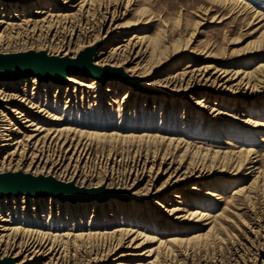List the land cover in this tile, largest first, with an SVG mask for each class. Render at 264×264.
Segmentation results:
<instances>
[{
    "label": "rangeland",
    "instance_id": "1",
    "mask_svg": "<svg viewBox=\"0 0 264 264\" xmlns=\"http://www.w3.org/2000/svg\"><path fill=\"white\" fill-rule=\"evenodd\" d=\"M81 1L84 0H70L62 4L54 0H40V9H35L30 6L34 1L29 0L20 4L18 16L13 19L20 24L30 15L32 17L35 10H41L44 11L43 14H34L39 16L37 18L47 17L49 14H68L72 20L78 21L82 16L85 18L82 11L89 8V11H93V17L87 18L91 23L97 24L104 8L109 9L114 0H103L100 4H97L98 0H88L84 1L83 6ZM126 1H122L120 5L122 16L115 24L130 25L122 30L126 37L136 31L145 38L143 44L132 52L131 62L125 64L132 77L139 73L143 75V78L139 77L137 80L141 90L139 97L124 99L126 87L120 88L116 84L111 88L104 85L101 89L85 88L89 91L88 94H81L80 90L73 93L72 89L67 91L63 88L59 94V102L55 104L54 96L59 87L57 83L49 88L42 83L37 86V90L34 89L32 77H28L26 81L19 79L6 83H9L7 86L12 90L8 92L20 94L26 87L25 95L28 100H34L40 106L46 105L56 115L62 116V120L53 123L55 125L64 124L77 130L106 133L114 131L121 135L148 134L158 137L156 141L146 144L131 139L83 138L82 142L91 146L89 167L94 168L99 176L105 169L107 158H111V167L114 162L116 165H123L138 155L149 157L151 163L152 156H155L153 162L157 164L156 167L154 165L148 173L149 177L135 181L131 188H117L120 183H112L116 187H109L108 181L102 184L109 189H101L120 192L123 197L105 199L97 208L91 202L70 207L55 203L53 198L40 197L37 202L40 204L39 210H32L36 204L30 201L26 211L21 204L22 196L4 197L0 198L1 215L13 219L14 224L39 229L42 233L70 234L72 241L73 235L80 232L97 233V238L83 243L75 241V244L68 246L67 256L64 257L67 264H117L113 258L119 255H124L121 260L125 264H148L150 261L153 264H264V157L261 156L264 154V70L257 68L264 63V37L261 36L264 34V0H243L250 4V9L241 7L242 3L223 4L217 0H129L127 5ZM24 6L27 13L26 10L25 13L22 12ZM12 9L14 10L10 8L4 12L0 3V16L5 13V18L9 21L8 17L14 12ZM255 11H259L262 16L252 18ZM132 24L137 25L131 26ZM125 36H114L102 41L91 51L109 52ZM48 40L51 41V37ZM74 41L77 48L82 47L79 39ZM3 46L7 50L22 51L25 45L11 37L8 47ZM188 65L198 70L208 66L209 74L218 69L225 70L228 78L240 70V78L231 80L229 84L239 81L243 72L251 71L254 74L249 78L250 88L243 95L216 93L208 89L206 91L203 86L192 89L191 93L168 91L164 87L165 83L192 69L186 68ZM129 80L130 82L123 81L127 85L135 81L134 78ZM85 83L89 84V80H85ZM2 86L3 83H0V87ZM33 91L37 92L34 96L31 94ZM68 94L72 97V103L66 110L64 102ZM199 101L205 104V108L197 107ZM19 107L23 108L18 101L9 104V108ZM212 108L217 109L215 117L210 113ZM254 123H259L258 129H253L251 124ZM44 126L46 130L53 127L48 123ZM46 130L37 138L42 139L47 133ZM30 133V129L24 130L15 134V137L23 139ZM79 139L82 137L79 136ZM72 143L75 145L77 139ZM228 148L256 152L250 156L253 162L243 164L236 171L238 160H218L211 157L214 151H225ZM5 153H0V159ZM29 156L30 152L25 158L28 159ZM162 160L160 168L163 167V171L157 172L158 164ZM168 164L173 167L182 165V170L199 167L204 176L188 178L176 185L166 186L168 174H164V169ZM253 165L261 168V174L260 182L253 187L252 197L249 201L240 197L237 207H232L217 219V228L208 232L205 239L189 244L177 243L172 252L164 250L162 246L158 247L161 239H184L206 233L209 227H204L206 221L191 217L189 213L204 211L215 216L222 211L233 188L251 183L253 174L256 173H250ZM97 181L98 179L93 183ZM131 183L132 181L129 185ZM149 188L153 191L159 188L164 190L158 194H148ZM173 193H181L183 198H172ZM219 196L222 197L221 202L216 203L214 199ZM52 199L54 205L50 209ZM157 200L164 203L167 210L183 206L185 210L169 216L166 210L156 207ZM14 201L17 204L14 205ZM176 216L181 217L176 219ZM156 219H161L162 222L155 223ZM116 228L130 230L132 234L126 235L119 247L116 246L110 254L106 249L108 239ZM133 237H136L135 240L130 242ZM23 238L28 240L26 235ZM43 260L48 259L39 261Z\"/></svg>",
    "mask_w": 264,
    "mask_h": 264
},
{
    "label": "bare ground",
    "instance_id": "2",
    "mask_svg": "<svg viewBox=\"0 0 264 264\" xmlns=\"http://www.w3.org/2000/svg\"><path fill=\"white\" fill-rule=\"evenodd\" d=\"M29 0H0L1 5L3 6V11H7L10 8H14L11 11L10 20L7 21L5 16L2 14L0 16V54H16V53H25V52H36L44 53L48 57L60 58V59H69L75 60L79 54L88 49H95L96 46L107 39H110L114 36L119 37L125 36V33L122 31L125 27L119 24H115L117 19L122 16V13L119 11L120 5L124 0H114L108 8H104V13L100 15L98 23H91L87 18L93 14L87 8L85 11H82L85 14V18L82 16L78 21L72 20L71 15L59 14V15H48L47 17L37 18L34 14H43L44 11L35 10V13L24 19L20 24H17L13 17H17L20 8V4ZM31 7L35 9H40L41 4L40 0H33ZM62 4L70 2V0H54ZM88 1V0H84ZM84 1H81L80 4L83 6ZM103 0H98L97 4H100ZM119 1V2H118ZM129 0L126 1V5ZM221 1L223 4H234L242 3L244 9H250L249 3L243 0H217ZM109 5V4H107ZM52 6V5H50ZM251 7V6H250ZM253 8V6L251 7ZM85 9V6L83 10ZM26 10V11H25ZM52 9H49L51 11ZM253 10V9H252ZM28 12L26 6L22 7V12ZM24 12V13H25ZM58 16H62L60 19ZM262 15L259 11H255L252 18L261 17ZM12 18V19H11ZM137 24H132L131 26H136ZM37 34V37L34 36ZM129 35V34H128ZM261 36L264 37L262 33ZM14 37L17 41H22L25 45L22 51L7 50L3 48V45H9V38ZM51 37V41L47 39ZM76 39H79L82 47L77 48L75 45ZM144 37H141L136 31L132 32L130 37H124L120 42L115 43V47L110 48L109 52L98 51L93 52L90 55V63L92 66L99 70H104L108 68L110 70H119L121 74L127 79L134 78L135 81L129 83L128 85L122 79L117 78H106L105 80H99L96 77H92L87 74L82 73H70L64 77V81L55 82L54 80L41 81L37 77H32V83L34 84V89L37 90V86L42 83L47 84V88L52 87L54 83L59 84L57 91L55 93L54 99L55 104L59 102V94L62 89L65 88L68 90H73V93L76 91H81L83 93L87 92V89H101V86L111 88L114 84L120 88L126 87V95L124 99H130L133 96H140V85H138V78H143L142 74H137L136 77H132V74H128L125 64L131 62V54L134 52L144 41ZM113 40V39H112ZM37 42V45H35ZM146 42V40H145ZM264 42V39H263ZM264 45V43H262ZM260 46V45H259ZM105 48V47H104ZM102 48V49H104ZM147 48V47H146ZM153 50V48H152ZM92 52V51H91ZM140 53V50H139ZM142 53V52H141ZM197 56L196 54H194ZM140 57V56H139ZM137 64V63H136ZM137 66V65H136ZM136 66L134 69H136ZM201 67V70L194 69L190 65L186 68H192L185 71L182 76H179L175 79H170L165 83V88L168 91L175 92H190L196 87H205L212 92L216 93H229L234 95L236 93L245 94L248 88H250L251 75L253 72H243L242 78L237 81L235 84L231 83V80H235L240 76V70L236 71L233 76L228 78V73L225 70H215L213 73L209 74V68ZM257 68L264 70V63L259 65ZM209 69V70H208ZM256 72V71H255ZM254 74V73H253ZM214 77V78H213ZM28 77L23 78H7L1 79L0 83H3V86L0 87V153L5 151L6 153L0 159V174L6 172H21L23 174H29L31 176H43L51 177L58 182L64 184H72L74 187L84 190H98L104 188L102 184L109 182V187H112V183L119 184L121 188H126L134 186L135 181L144 180L146 177H149L148 173L154 168V158L152 156V162L150 163V158L147 156L132 157L130 160H127L123 165H116L114 162L111 167L110 159L105 161V169L99 173L95 171L94 168L89 167V161L91 158V149L90 144L87 142L83 143V138H93L96 140H105V139H131L140 143H147L156 141L158 137L151 135H121L114 133H106L104 131H89L72 128V126L55 125L53 124L56 121L62 120V116L56 115L52 112L46 105L40 106L34 100H28L26 93V87L22 89L19 93L8 92L12 91L9 86L8 81H19V79L28 80ZM170 77H168L169 79ZM240 78V77H239ZM187 79V80H186ZM25 80V81H26ZM85 80H89V84L85 83ZM129 80V79H128ZM245 82V83H244ZM88 83V82H87ZM244 84V85H243ZM11 85V84H10ZM13 85V84H12ZM126 85V86H125ZM254 87V86H253ZM98 91V90H97ZM36 91H33L31 94L34 96ZM109 92V91H108ZM206 94V93H205ZM97 95H95L96 97ZM94 97V98H95ZM71 95L65 98V109L70 107L72 103ZM75 98V94H74ZM32 99V98H31ZM22 105L23 108H9V104L12 102H17ZM54 101V100H53ZM114 103L116 101H113ZM45 103V102H44ZM109 103V102H108ZM202 101H199L197 104L198 108H205V104H202ZM96 104V103H95ZM216 105V103H215ZM54 108V107H53ZM216 108H212L210 113L214 114V117L217 115L215 112ZM65 112V111H64ZM44 118V119H43ZM104 121V120H103ZM50 124L53 126L51 129H45L44 125ZM251 123V122H250ZM253 123V122H252ZM61 124V122H60ZM254 128L259 126V123L251 124ZM263 128V127H262ZM30 134L25 135L24 138H17L15 134H19L24 130H29ZM258 129V128H257ZM44 130L47 133L41 137L37 136ZM144 132V131H143ZM54 133V134H53ZM52 135V137H51ZM17 136V135H16ZM74 139V137H76ZM79 136L82 139H79ZM110 138H109V137ZM56 139V142L54 143ZM77 139V143L73 145V141ZM161 139V138H159ZM49 140H51L49 142ZM264 141V139H262ZM171 141V139H169ZM49 142V143H48ZM58 142V143H57ZM233 142V141H232ZM48 143V145H47ZM54 143V145H53ZM57 143V145H56ZM227 145H233L230 142H225ZM14 147V149H13ZM148 147V146H146ZM236 147V146H235ZM240 147V146H239ZM238 147V148H239ZM12 148V149H9ZM20 152V154H19ZM30 152L28 159L25 156ZM244 153V154H243ZM256 152L252 150H242L234 151L232 148H228L225 151L216 150L213 152L214 159L218 160H238L236 163L238 171L243 164H249L253 162L250 158L251 155H255ZM242 155H245L242 157ZM164 156V155H163ZM162 156V157H163ZM257 156V155H256ZM264 157V154L261 155ZM210 157V158H211ZM211 158V159H213ZM241 158V159H240ZM244 158V159H243ZM242 161L244 163H242ZM161 162L158 164L157 172L160 170L163 171V167L160 168ZM148 165H150L148 167ZM157 165V164H156ZM155 165V167H156ZM166 165V163H164ZM178 165L173 167L171 164H168L164 169V174H168L166 179V186L176 185L188 178H201L203 175V170L196 168L187 167L184 170ZM251 172H256L250 184L244 185L241 184L232 190L231 197L226 201L225 206L222 211L216 213L215 216L209 215L204 211H194L189 213L190 216L198 217V220L206 221L205 226H209L208 231L204 234H197L191 238H166L159 241L158 247L162 246L164 250L173 251L174 245L177 243H192L205 239L207 233L215 230L216 220L220 219L225 212L229 211L232 207H237V201L240 197H244L245 200L249 201L252 197L253 187L257 185L259 180V175L261 174V168H255L253 165ZM248 173H246L247 175ZM250 176V175H249ZM98 181L93 183L94 180ZM133 179V180H132ZM150 180V179H149ZM132 183L129 185V182ZM246 184V183H245ZM106 187V186H105ZM113 187H116L115 185ZM105 190L109 188H104ZM187 189V188H186ZM164 188H159L153 191L152 188L147 189L148 194H158L163 192ZM193 190V189H191ZM188 191V190H187ZM209 194V193H206ZM218 194V193H217ZM220 194V193H219ZM222 194V193H221ZM223 195V194H222ZM14 197V196H13ZM172 198L182 199L183 195L181 193H173ZM216 198V197H215ZM221 196L214 199L217 202H221ZM56 200V201H55ZM54 202L59 205H68V206H78L79 204L85 205L87 203H92L94 208L99 207L101 200H86V201H68L55 199ZM32 201L34 205V210L37 212L39 210L40 204L39 198H31L22 196V205L23 209L27 211L29 202ZM52 204L50 209H52L54 203L53 199L51 200ZM103 201V200H102ZM224 201V200H223ZM222 201V202H223ZM180 205L182 204L180 200L177 201ZM184 203V202H183ZM13 204H17V201H14ZM156 207L166 210L169 216L178 214V212L185 210V207H173L170 210H167V206L159 200L155 201ZM183 205V204H182ZM80 206V205H79ZM186 206V205H185ZM195 206V205H194ZM193 207V206H191ZM15 208V207H14ZM67 209V208H66ZM187 209V208H186ZM189 210V209H188ZM203 210V209H202ZM14 212V211H13ZM74 212V211H73ZM72 212V213H73ZM191 212V211H190ZM17 213V212H16ZM3 214V213H2ZM10 214V213H9ZM212 214V213H211ZM16 217V216H15ZM181 217V216H180ZM180 217L176 216V219ZM35 220V217H32ZM27 220V219H26ZM197 220V219H196ZM34 222V221H33ZM161 219H156L155 223L160 224ZM3 223V224H2ZM25 223V222H24ZM0 260L9 259L12 264H30L32 262H39L38 264H67V260L64 259L67 256L68 246L75 244V241H81V243L91 240L92 238H97V233L89 232H80L79 234L73 235V241L70 240V234H55L51 235L50 233H42L39 229L25 228L21 225L14 224L13 219L4 218L1 215L0 211ZM32 226V225H31ZM202 226V225H201ZM126 230V229H125ZM94 232V231H93ZM58 233V232H57ZM16 234H19L18 236ZM110 238L108 239V247L106 248L108 253L112 254L114 248L122 243L126 235L132 234L130 230H122L121 228H116L112 233H110ZM115 234V235H114ZM22 235V237H21ZM23 235H26L28 239L25 241ZM137 235H140L137 233ZM136 235V236H137ZM136 237H133L130 242H133ZM146 237H144V240ZM155 239V238H154ZM88 244V243H87ZM116 247V248H117ZM152 251V250H150ZM124 255H119L114 257L113 260L117 261V264H125L121 258ZM44 258L48 260L39 261ZM157 256L155 257V259ZM141 264V263H138ZM146 264V263H143ZM148 264H153V261L148 262Z\"/></svg>",
    "mask_w": 264,
    "mask_h": 264
},
{
    "label": "water",
    "instance_id": "3",
    "mask_svg": "<svg viewBox=\"0 0 264 264\" xmlns=\"http://www.w3.org/2000/svg\"><path fill=\"white\" fill-rule=\"evenodd\" d=\"M91 49L83 51L75 60L48 57L44 53L25 52L16 54H0V80L7 78L37 77L41 81H64L68 73H82L99 80L106 78L123 79L119 70L105 68L99 70L91 65ZM53 198L64 201H99L110 197H123L116 191L84 190L72 184H64L51 177L31 176L21 172L0 174V198L4 197ZM0 264H12L9 259L0 260Z\"/></svg>",
    "mask_w": 264,
    "mask_h": 264
}]
</instances>
